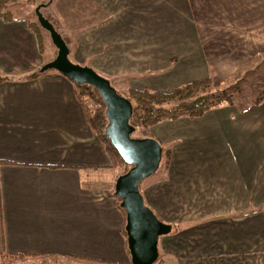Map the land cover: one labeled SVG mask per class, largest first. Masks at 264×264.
Segmentation results:
<instances>
[{
	"label": "crops",
	"instance_id": "crops-1",
	"mask_svg": "<svg viewBox=\"0 0 264 264\" xmlns=\"http://www.w3.org/2000/svg\"><path fill=\"white\" fill-rule=\"evenodd\" d=\"M53 3V19L75 33L71 58L125 83L124 92L264 70V0ZM43 63L25 20L0 17V77L9 78L0 80V254L131 264L111 196L118 172L73 82L55 70L19 78ZM146 131L171 150L167 167L140 189L172 226L159 239L160 264H264V98Z\"/></svg>",
	"mask_w": 264,
	"mask_h": 264
},
{
	"label": "water",
	"instance_id": "water-1",
	"mask_svg": "<svg viewBox=\"0 0 264 264\" xmlns=\"http://www.w3.org/2000/svg\"><path fill=\"white\" fill-rule=\"evenodd\" d=\"M48 3H40L35 15L40 26L49 33L57 52L44 63L39 72L55 70L76 84H89L96 88L105 105L106 126L104 133L121 159L131 166L116 178L114 197L120 199L124 211L127 249L131 264H154L158 258L161 236L171 233L172 226L160 220L144 203L140 183L159 168L162 146L155 138H134L135 127L130 124L133 105L120 95L110 81L88 65H81L69 58L70 49L59 31L40 12Z\"/></svg>",
	"mask_w": 264,
	"mask_h": 264
},
{
	"label": "trees",
	"instance_id": "trees-1",
	"mask_svg": "<svg viewBox=\"0 0 264 264\" xmlns=\"http://www.w3.org/2000/svg\"><path fill=\"white\" fill-rule=\"evenodd\" d=\"M46 1L47 0L43 2L41 0H33L32 2L45 3ZM53 2L54 0L50 2V5ZM17 6L21 7V2H19L18 0H0V17L7 21H11L16 18H22L23 20H25L29 29L32 30V32H34L37 37L40 53H44L46 47V39H49L48 42L53 45L50 40L49 33L40 26L37 20L31 21L30 19H28L27 12L23 13V10L14 8ZM48 13L49 11L45 13L42 12L43 15L46 14V16L44 15L46 18H48ZM55 28L60 32L66 44L68 45L70 49V58L71 50L73 49L75 33H68L57 27ZM39 68L40 67H38L32 73L19 78L23 80H33L40 74ZM249 73L250 72H247L246 75H248ZM244 77H234L231 80L227 81H216L210 77H207L177 86L169 92L151 90L146 88L141 90L129 89L128 91L123 92V94L119 93L118 91L117 92L129 99L133 105V113L129 121L130 124L133 125L135 129L141 128L143 130H147L148 128L165 120H177L181 117H199L209 109L222 105L245 103V105L248 106L249 104L261 102L264 98V84L259 91V94L250 99V97L245 94V90L243 88H239L238 85L241 82H247ZM2 79L9 80L8 77H0V80ZM73 85L74 95L81 105L89 127L94 132V134L102 144L104 150L108 154L112 164L111 167L118 172V176L127 172L131 166L126 164L121 159L118 152L112 146L109 139L104 133V128L107 123L105 117V105L98 91L96 90V88L89 84L73 83ZM144 137L147 136L144 135L143 137L137 138ZM162 149L163 151L160 164L163 163V167H167L170 162L171 150L170 148L164 146H162ZM143 182L144 180L140 183V189ZM113 192L114 190L111 192V196L114 197ZM114 198L119 206L120 199L116 197ZM119 209L124 214V211L120 207ZM121 232L126 238L124 225L122 226ZM24 258H26V255L23 254H0V264H14L16 262V259ZM55 263V261H52L49 264Z\"/></svg>",
	"mask_w": 264,
	"mask_h": 264
},
{
	"label": "rangeland",
	"instance_id": "rangeland-1",
	"mask_svg": "<svg viewBox=\"0 0 264 264\" xmlns=\"http://www.w3.org/2000/svg\"><path fill=\"white\" fill-rule=\"evenodd\" d=\"M19 2H21V7H14L15 9H21V10H23V13L24 12H27V16H28V19H30L31 21H33V20H37V17H36V15H35V8H36V6L38 5V4H40V3H38V2H32L31 0H18ZM42 2L43 1H45V0H41ZM52 2L53 0H47L45 3H48V2ZM73 1H78L79 2V0H73ZM54 4V3H53ZM53 4L51 3V5H50V3L49 4H47L45 7H42L41 9H40V12L42 13V12H48L49 11V13H48V15H47V17L49 18H46L45 16H46V14H44L43 16L46 18V19H48L49 20V22H51L52 24H53V26H55V27H57V28H59V29H61L60 28V26L56 23V21L54 20L55 18L53 17V16H55V14L53 13V12H51V7H53ZM84 5V4H83ZM78 9V8H77ZM45 10H48V11H45ZM57 14V13H56ZM53 15V16H52ZM56 17V16H55ZM54 18V19H53ZM57 18V17H56ZM38 22V21H37ZM62 30V29H61ZM66 31V30H65ZM67 32V31H66ZM49 40V39H48ZM48 40L46 39V47H45V52L43 53L42 52V56H43V62L44 63H46V62H48V61H50V60H52L54 57H55V55H56V48L53 46V45H51L49 42H48ZM51 40V39H50ZM70 58H71V55H70ZM71 60L73 61V62H75V63H78V62H76L73 58H71ZM43 63V64H44ZM42 64V65H43ZM78 64H81V65H86V64H82V63H78ZM41 65V66H42ZM40 66V67H41ZM47 71H49V72H54V71H50V70H47ZM252 71V72H251ZM251 71H249L250 73L248 74V75H243L242 77H244V79L245 80H247V82H241V83H239L238 85H239V88H243L244 90H245V94L248 96V97H250V99L251 98H253V97H255V96H257V94H259V91L261 90V88H262V86H263V84H264V70L263 71H260L259 73H256V72H254V70H251ZM109 81H110V83L112 84V86H114V88L119 92V93H122L123 94V90H125V83H123V82H119V81H113L111 78H108V77H106ZM148 130V129H147ZM147 132L148 131H146V130H143V129H141V128H136L135 129V131H134V133H133V136L132 137H134V138H137V137H143L144 135H146L147 134ZM163 163L162 164H160V166H159V168H158V170L153 174V175H151V176H149L148 178H146L145 180H144V182L142 183V185L143 184H145L146 182H148L149 180H152V179H154V178H156L158 175H160V172H163ZM118 177V176H117ZM141 185V186H142ZM124 215V214H123ZM124 224H125V220H124ZM123 224V225H124ZM163 259V257H161L160 256V252H159V254H158V258H157V260L154 262V264H160L161 263V260ZM50 262H52V261H49V260H40V261H37V260H35V261H23V260H20V259H16V262L14 263V264H43V263H45V264H49Z\"/></svg>",
	"mask_w": 264,
	"mask_h": 264
}]
</instances>
